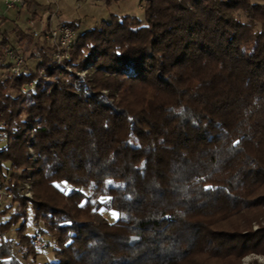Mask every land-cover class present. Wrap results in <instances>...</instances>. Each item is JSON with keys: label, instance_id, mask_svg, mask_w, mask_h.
<instances>
[{"label": "trees", "instance_id": "trees-1", "mask_svg": "<svg viewBox=\"0 0 264 264\" xmlns=\"http://www.w3.org/2000/svg\"><path fill=\"white\" fill-rule=\"evenodd\" d=\"M140 2L143 20L111 14L84 31L63 21L76 33L64 63L85 77L63 69L43 39L34 69L0 79V182L19 205L3 220L12 203L0 208V264L36 256L25 182L53 238L47 264L264 254V225L251 228L264 207V0ZM19 219L22 259L5 237Z\"/></svg>", "mask_w": 264, "mask_h": 264}, {"label": "rangeland", "instance_id": "rangeland-1", "mask_svg": "<svg viewBox=\"0 0 264 264\" xmlns=\"http://www.w3.org/2000/svg\"><path fill=\"white\" fill-rule=\"evenodd\" d=\"M51 1V2H49ZM54 2V3H53ZM31 5L29 7H23L24 14L21 15L23 17L22 22L25 23L26 19L31 12L36 11V13L42 17V23L48 22L46 29L55 25L57 23L66 21V20H77L79 21V31H84L87 28L92 27L94 24L100 22L101 20H109L111 14L117 15H134L139 19H144V11L142 8V3L140 0H121L117 2H112L107 5L103 0H34L30 2ZM16 12V10H13ZM25 16V18H24ZM50 17V19H48ZM36 28V27H35ZM41 29V28H40ZM33 30L31 33L34 37L38 38L39 42L37 44L27 45L22 47V45H10L6 46L3 49V55L5 48L12 47L15 49L21 50L22 57L24 60V64L21 68V71H26L28 69H34L39 61L37 56L38 49L40 47H48L49 44L42 40L43 38L35 35L34 32L40 31ZM45 30V29H44ZM42 32V31H40ZM44 45H43V43ZM49 42V41H48ZM33 53H35L33 56ZM5 56V55H4ZM63 69H67L68 71H74L81 78L85 77V70L76 71V69L72 66H69L63 62H61ZM20 71V72H21ZM10 70V67H3V71L0 72V79L5 78L9 74H13ZM39 73H43V70L40 69ZM30 83V82H28ZM34 83V82H33ZM27 84V83H26ZM25 84L22 85L24 87ZM21 91L24 92L22 90ZM27 92V91H26ZM24 92V93H26ZM0 127L4 128L6 125L0 122ZM0 134L5 135L2 140V144L5 143V139H7L6 133L2 130ZM4 166L7 167L8 164L4 163ZM61 189H69V186H64V184L59 185ZM19 193L26 199V204L23 206V211L25 212V216L27 218V229L26 232L33 234L32 246L36 252V256L34 259L27 258V264H47L50 260L53 259V238L47 230V224L43 223V220L34 219V211L31 206V200L33 198L34 192L32 185L29 182L23 183L19 187ZM101 201H104L106 198L101 197ZM11 202V201H10ZM9 203V202H7ZM12 203V204H11ZM11 208L8 211V214L1 218L6 219L10 212H12L15 208H19L18 202H11ZM8 205V204H7ZM29 210V214L26 212ZM101 214L110 222L114 221L117 218V212L112 209H108L102 207L100 209ZM253 220L251 221V228L256 229L260 225H264V207L255 208L253 210ZM22 219H19V222L10 228V230L5 235L6 238H11L13 240V251L17 255L18 258L22 259L20 254L18 253V246L16 245V231L15 228L18 226ZM39 234L42 236V248L37 247L35 242V236ZM41 246V245H40ZM42 249V250H39ZM23 261V260H22ZM237 264H264V254L258 253H250L242 257Z\"/></svg>", "mask_w": 264, "mask_h": 264}, {"label": "built area", "instance_id": "built-area-1", "mask_svg": "<svg viewBox=\"0 0 264 264\" xmlns=\"http://www.w3.org/2000/svg\"><path fill=\"white\" fill-rule=\"evenodd\" d=\"M18 2L19 5H23L24 0H14ZM14 1H8L7 6L12 7L14 5ZM42 31V32H40ZM35 31L34 34L43 38L46 41H49L55 46V50L53 56L55 60L61 65V62L69 59V48L73 43L76 37L75 31L66 23L60 22L57 23L48 29ZM4 55L9 62L10 70L14 73H19L24 64V60L22 57L21 50L15 49L12 47L5 48ZM34 88V83L30 82L22 87L24 92L31 90ZM3 134H0V146L1 142L4 139ZM13 198V193L5 188V186L0 182V208H2L7 202H9ZM29 214V210H26ZM35 242L37 247L42 248V236L37 234L35 236ZM41 245V246H40ZM43 249V248H42ZM39 249V250H42Z\"/></svg>", "mask_w": 264, "mask_h": 264}, {"label": "crops", "instance_id": "crops-1", "mask_svg": "<svg viewBox=\"0 0 264 264\" xmlns=\"http://www.w3.org/2000/svg\"><path fill=\"white\" fill-rule=\"evenodd\" d=\"M8 1L14 0H0V41L4 37L7 43L4 47L10 45H22L23 47L25 44H37L39 40L34 37L31 32L33 30H39L40 28V30L46 29L48 22L42 23V17L39 16L36 11L31 12L27 18L24 16L26 19L25 23L22 22L23 17L21 15V12L24 14L23 7H29V5H31L30 2L34 0H30L28 2L24 0L23 5H19L18 2L14 1V5L12 7L7 6ZM14 9L16 12L13 11ZM48 19H50V17ZM30 35H32V37H30ZM3 58L4 64H8V60L4 55ZM2 71L3 68H0V72Z\"/></svg>", "mask_w": 264, "mask_h": 264}]
</instances>
